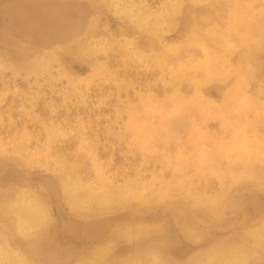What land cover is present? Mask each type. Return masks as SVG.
<instances>
[{
    "label": "rangeland",
    "instance_id": "1",
    "mask_svg": "<svg viewBox=\"0 0 264 264\" xmlns=\"http://www.w3.org/2000/svg\"><path fill=\"white\" fill-rule=\"evenodd\" d=\"M0 264H264V0H0Z\"/></svg>",
    "mask_w": 264,
    "mask_h": 264
},
{
    "label": "bare ground",
    "instance_id": "2",
    "mask_svg": "<svg viewBox=\"0 0 264 264\" xmlns=\"http://www.w3.org/2000/svg\"><path fill=\"white\" fill-rule=\"evenodd\" d=\"M32 214H33L32 221L31 222H28V225H29L30 228L31 227H35V226H37L39 224L38 217L35 215L36 213L35 212H32Z\"/></svg>",
    "mask_w": 264,
    "mask_h": 264
}]
</instances>
